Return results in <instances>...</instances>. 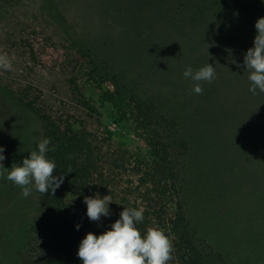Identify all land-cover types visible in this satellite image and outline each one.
Returning a JSON list of instances; mask_svg holds the SVG:
<instances>
[{"label":"rangeland","instance_id":"374dc122","mask_svg":"<svg viewBox=\"0 0 264 264\" xmlns=\"http://www.w3.org/2000/svg\"><path fill=\"white\" fill-rule=\"evenodd\" d=\"M262 16L264 0H0L3 166L48 137L63 176L25 198L0 166V264H82L124 206L169 236L168 264H264V92L243 66ZM208 62L196 94L183 71ZM96 193L111 215L91 221Z\"/></svg>","mask_w":264,"mask_h":264},{"label":"clouds","instance_id":"9594fccd","mask_svg":"<svg viewBox=\"0 0 264 264\" xmlns=\"http://www.w3.org/2000/svg\"><path fill=\"white\" fill-rule=\"evenodd\" d=\"M255 29L253 46L247 49L243 58V66L248 71L249 91L253 93L257 90L264 92V16L256 21ZM0 68L13 69L7 55H0ZM215 75V67L209 62L197 70L188 66L183 71L184 78L192 81V91L196 94L203 93L201 82L211 83ZM50 144L48 137L39 139L30 155L22 162H13L11 168L3 166L5 147L0 146V166L5 168L3 175L21 188L25 198L31 195L33 187L40 193H47L50 189L55 193L63 182V176L55 174V160L47 155L52 150ZM83 202L91 221H100L101 217L111 215L109 206L113 201L108 195L85 196ZM143 220L142 208L124 206L119 218L105 231L99 235L89 231L78 246L77 256L82 264H168L172 259V241L163 229L154 226L147 227L142 234L137 226ZM80 226L76 225L77 230Z\"/></svg>","mask_w":264,"mask_h":264},{"label":"trees","instance_id":"16d2710c","mask_svg":"<svg viewBox=\"0 0 264 264\" xmlns=\"http://www.w3.org/2000/svg\"><path fill=\"white\" fill-rule=\"evenodd\" d=\"M138 109H139V112L142 114L143 121L146 123V121H147V116H146V114L144 113V111H145L144 108H143L141 105H138ZM58 140H59V144H58V145L60 146V148L64 147V144H65L66 142H69V143H68L69 146H75V138H58ZM164 150L167 151L168 148L165 147ZM164 159H165V158H164ZM166 163H171V164H172V160H171V159L169 160V158H168V160L166 159ZM175 174H176V173H175ZM203 262L206 263L205 260H204Z\"/></svg>","mask_w":264,"mask_h":264}]
</instances>
